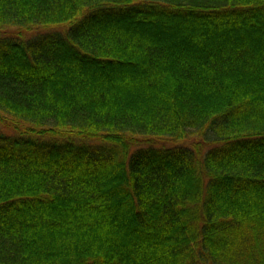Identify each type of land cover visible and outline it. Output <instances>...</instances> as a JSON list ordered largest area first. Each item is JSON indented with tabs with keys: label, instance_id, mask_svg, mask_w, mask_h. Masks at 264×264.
Returning <instances> with one entry per match:
<instances>
[{
	"label": "trees",
	"instance_id": "16d2710c",
	"mask_svg": "<svg viewBox=\"0 0 264 264\" xmlns=\"http://www.w3.org/2000/svg\"><path fill=\"white\" fill-rule=\"evenodd\" d=\"M0 264H264V0H0Z\"/></svg>",
	"mask_w": 264,
	"mask_h": 264
}]
</instances>
